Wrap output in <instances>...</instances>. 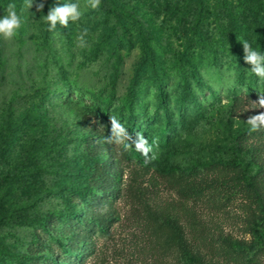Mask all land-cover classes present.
Wrapping results in <instances>:
<instances>
[{
	"label": "rangeland",
	"instance_id": "374dc122",
	"mask_svg": "<svg viewBox=\"0 0 264 264\" xmlns=\"http://www.w3.org/2000/svg\"><path fill=\"white\" fill-rule=\"evenodd\" d=\"M260 2L257 10L250 0H129L144 22L143 41L129 19L105 26L79 0L82 19L61 26L49 55L66 89L48 96L54 80H29L7 91L10 113L0 109V264H264L254 203L207 186L202 195L191 191L230 161L249 177L261 170L264 192V124H248L264 113V86H248L242 45L264 50ZM187 64L200 77L190 104L170 86ZM155 74L161 95L147 87ZM139 85L144 97L125 107ZM112 117L129 133L124 143L109 138ZM131 119H140L136 129ZM140 137L152 146L147 157L135 148ZM61 148L69 160L62 171L53 163ZM190 169L198 176H187ZM35 172L46 180L59 174L58 184L29 195L5 176L23 174L35 187ZM29 205L39 222L23 219Z\"/></svg>",
	"mask_w": 264,
	"mask_h": 264
},
{
	"label": "trees",
	"instance_id": "16d2710c",
	"mask_svg": "<svg viewBox=\"0 0 264 264\" xmlns=\"http://www.w3.org/2000/svg\"><path fill=\"white\" fill-rule=\"evenodd\" d=\"M64 1L67 2V0ZM83 1L86 3V7L90 11V14L94 13L96 17L102 20V23L105 26H116L129 19L136 28H139L138 33L141 39L143 41L146 40L147 36L142 28L144 22L140 15L136 14L131 8H129V0H100V5L97 9H91L87 6L88 0ZM250 1L255 9L262 8L260 0ZM55 2L56 0H35L32 7L29 9V12L26 13L25 23L16 38L10 41L0 39V109L5 108V112L8 114L13 105V100L9 98L7 92L11 87L18 88L29 80L42 79L48 81L51 79L55 82H53V86H50L51 88L49 89L50 92L48 96L54 94L55 91L66 89V87L60 88V85L62 84L58 79V74L55 69L51 66L49 59L51 50H53L58 42L57 39H59L61 35L64 36L63 28H61L60 25H57L55 31L49 32L47 30V25L43 20L49 7L53 6ZM9 3L16 4L19 9L25 5V0H0V15L7 14L6 9ZM37 4H43V7L40 10H37ZM148 39L150 40L151 38L149 37ZM207 66L212 69L216 67L214 62L209 58L207 59ZM235 67L239 70L242 65L237 64ZM94 79L95 76L90 79V88L94 85ZM199 79L200 77L196 72V67L187 64L180 78L170 81V86L179 91V97H177V99L180 103L190 104L195 101V93L192 88L200 87ZM256 79L258 78L251 73L247 82L248 86L253 87L257 83ZM262 85L264 86V82H262ZM147 87L155 89L158 92V95H161L164 87L163 77L158 74L153 75V77L147 82ZM140 91H142V86L139 85L135 88L137 95L130 97L129 99L127 98L128 102H126L125 107L132 109L134 101H141L144 96L140 94ZM58 94L59 93L55 95ZM132 94H134V92ZM139 110H145V107L140 106ZM101 113L106 117V107L101 109ZM138 122L134 124L132 119L129 120L133 129L137 128ZM173 126V124H170L169 129H172ZM133 137L138 138V133H134ZM53 163L56 164L60 171L64 170L65 167L69 165L65 149L61 148L58 150ZM214 167L217 168V175L210 179L209 183L202 182L205 184L204 186L193 187L191 189L192 195H202L206 191V186L207 188L215 190L219 196L225 197L228 200L229 198L231 199L233 195L239 194L246 201L254 203L260 213L259 220L263 223L264 192L263 188H258L257 186V175L260 174L261 170L257 171L255 177H249L242 170H239L238 166L230 161L223 165H219V167ZM101 168V165L96 164L93 172L98 173ZM32 175L34 178L42 176V178L38 177L36 180L41 184L33 187L28 182L29 178L23 176V174L17 173L11 175L5 173V176L9 181L13 180L17 183H22L23 185L26 184L23 190L25 194L29 195L43 193L45 192V189L52 188L53 185L58 184L57 181L59 174L51 176L47 180L43 178L42 174H37L35 172ZM187 176H198V171L196 169H190ZM87 191H90L89 184L77 187L75 189V194L77 197L82 198ZM31 207L32 205H29L27 208H24L25 210L23 209V211H25L23 219H25V221L33 220L39 222V219H36L38 217L36 214H31L33 216L30 215L29 210ZM40 217L42 216L40 215Z\"/></svg>",
	"mask_w": 264,
	"mask_h": 264
},
{
	"label": "clouds",
	"instance_id": "9594fccd",
	"mask_svg": "<svg viewBox=\"0 0 264 264\" xmlns=\"http://www.w3.org/2000/svg\"><path fill=\"white\" fill-rule=\"evenodd\" d=\"M35 0H25V5L17 8L16 4L9 3L6 9L7 14L0 15V39L10 41L16 38L20 29L26 20V13L32 7ZM100 5V0H88V5L91 9H97ZM37 10L43 7V4H37ZM83 12L79 0H67L61 2L56 0L55 4L49 7L47 14L44 15L43 20L47 25L49 32L55 31L57 25L68 27L69 21L77 23L82 19ZM81 47L86 46L83 37L79 38ZM243 45V60L251 65V73L264 82V50L253 47V44L245 39ZM111 130L109 138L114 139L117 143H124L129 139V133L124 125L116 117L111 118ZM248 124L253 130L257 129L261 124H264V113L253 115L248 118ZM128 145L125 144V147ZM135 148L141 151L147 157L148 153L152 151V146L147 139L140 137L135 143Z\"/></svg>",
	"mask_w": 264,
	"mask_h": 264
}]
</instances>
